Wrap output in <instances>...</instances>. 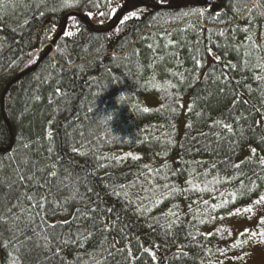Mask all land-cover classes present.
<instances>
[{
	"label": "trees",
	"instance_id": "trees-1",
	"mask_svg": "<svg viewBox=\"0 0 264 264\" xmlns=\"http://www.w3.org/2000/svg\"><path fill=\"white\" fill-rule=\"evenodd\" d=\"M255 204L264 0H0V264H214Z\"/></svg>",
	"mask_w": 264,
	"mask_h": 264
},
{
	"label": "rangeland",
	"instance_id": "rangeland-1",
	"mask_svg": "<svg viewBox=\"0 0 264 264\" xmlns=\"http://www.w3.org/2000/svg\"><path fill=\"white\" fill-rule=\"evenodd\" d=\"M164 100L161 95L148 96L144 107L158 108ZM252 152V147L246 148L240 161ZM209 223H213L212 228L222 237L224 247L214 264H264V209L261 205L242 207L225 218L210 219Z\"/></svg>",
	"mask_w": 264,
	"mask_h": 264
},
{
	"label": "water",
	"instance_id": "water-1",
	"mask_svg": "<svg viewBox=\"0 0 264 264\" xmlns=\"http://www.w3.org/2000/svg\"><path fill=\"white\" fill-rule=\"evenodd\" d=\"M54 43H55V42H54ZM54 43H53V44H54Z\"/></svg>",
	"mask_w": 264,
	"mask_h": 264
}]
</instances>
